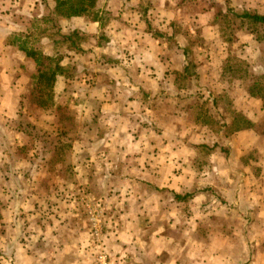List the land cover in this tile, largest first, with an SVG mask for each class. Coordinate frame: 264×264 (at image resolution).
<instances>
[{
	"label": "clouds",
	"instance_id": "9594fccd",
	"mask_svg": "<svg viewBox=\"0 0 264 264\" xmlns=\"http://www.w3.org/2000/svg\"><path fill=\"white\" fill-rule=\"evenodd\" d=\"M139 2L47 0L46 6L44 0H28L23 24L0 25V202L7 205L0 209V264H162L164 252L163 264H264L262 197L240 193L238 200L221 204V189L237 195L229 179L233 169L215 155L208 143L211 124L197 122L200 113L191 107L204 103L197 92L210 103L208 90L185 87L182 78L165 74L172 67L167 45L145 33L141 11H131ZM169 2L173 10L159 0L148 18L158 16L157 26L164 21L161 30L171 35L167 24L180 10L178 0ZM8 6L0 0V11ZM231 7L229 20L244 26L237 34L264 26L245 16L264 18V0H232ZM215 12L200 15V21L207 24ZM44 17L56 21L63 35L79 21L82 33H104L111 42L97 48L93 40L89 58L71 52L73 60H60L64 68L78 62L80 80L55 89V104L23 114L22 93L42 88L39 73L50 71L58 59ZM255 36L248 31L243 39L255 47ZM253 47L247 50L252 72L264 73ZM105 52L119 63L96 64ZM18 53L45 67L25 71ZM86 67L102 78L88 84ZM224 71V83L215 87L231 88L230 80L239 87L241 75L233 76L238 70L225 65ZM61 104L76 108L74 124L61 125ZM61 127L70 151L61 142ZM26 143L34 160L41 156L35 163L15 155ZM58 151L68 155L53 164ZM45 181L52 185L50 193ZM162 188L170 189L167 199L156 191ZM189 195L191 202L183 206L175 199ZM253 215L256 224L250 226L245 218ZM224 217L239 221L227 233L217 226ZM166 230L175 235H162Z\"/></svg>",
	"mask_w": 264,
	"mask_h": 264
},
{
	"label": "rangeland",
	"instance_id": "374dc122",
	"mask_svg": "<svg viewBox=\"0 0 264 264\" xmlns=\"http://www.w3.org/2000/svg\"><path fill=\"white\" fill-rule=\"evenodd\" d=\"M45 5H47V0H44ZM130 2V0H129ZM3 3L5 5H10L6 7L4 11H0V25L7 26L8 24H23V22L26 20V17L22 14L24 12L25 6L28 4V0H3ZM232 0H224V4H220L219 0H178V3L176 5V8L180 10V16L176 19H173L170 23L167 24L168 29H171V35L175 38H173L171 41L168 40L171 38V35L168 34L166 30L162 31L161 28L163 27L164 21H160V26H157V20L158 16H153L150 19L148 18L149 12H155L156 9L159 8V0H140L138 5H135L131 8V11H137L140 10L142 13L141 19L143 20L144 24L146 25L145 33L150 34L154 39L159 40L161 43L168 44L172 46V52L174 54V57L176 61L178 62V66L180 63H184L185 66H189L188 76L189 78H182L184 80V86L188 88H201V89H207L209 93V98L211 102L209 103V100L204 99L203 92H197L196 96L198 100H203L204 103L201 105L198 102L191 105V107H195L196 104L198 106H207L208 108L214 107L216 104L217 109L219 110V113L222 116V120L224 122H227L229 124L232 120V112L235 110H238L240 112L247 111V108L249 109V112L251 115L249 117L253 116V120L256 121V118H260L262 116V113L259 111L260 108V102L246 100V97L244 95V91L246 88V84L248 82V79L245 77H242V83H240L239 87L235 86L233 81H229L230 84L233 86L231 88H225L223 90H219L215 87L216 83L223 84L226 75H223L220 73L221 65L217 67H213L212 65L208 64L209 57L212 55H219L222 59V64H225L226 60L224 59V56H227V53L231 51L233 53H237L239 56L247 57L250 61V74L255 75H262L264 73H254L252 72V61L251 57L248 55V49L250 47H253L251 43H247L243 39V36L246 34V30L244 32H241L240 34H237V29H243V25H237L235 24L233 29L230 33H233V45L228 44L224 37L222 35H217L219 33V27L217 23H215V15H218V13L226 11L228 12L231 10L233 12V8L231 7ZM164 9L165 10H173L172 5L169 2V0H165L164 3ZM212 9H215L216 12L212 18V20L208 21L207 24L200 21V15H202V11H206L205 13L210 12ZM40 10L39 4L36 5V8L34 10L33 15L38 13ZM203 13V14H205ZM187 20V22H185ZM30 23V22H29ZM236 23V20H235ZM72 27L75 28L74 31H79L81 26L79 21H72L71 22ZM128 27H131V25H127ZM82 33V32H81ZM260 33H263V30L261 29ZM86 34V33H82ZM86 41L83 45L89 46L93 43V40L95 41V47L97 48H105L108 44H110L109 36L102 33L99 37H90L88 34ZM165 36V37H162ZM183 36L184 40L188 42L186 45V48L183 50L182 48L178 47V41L179 37ZM263 35V34H262ZM219 38V39H218ZM221 38V40H220ZM256 38V37H255ZM218 40V41H217ZM224 43H223V42ZM255 47H253V51L259 50V56L257 57L256 63L264 65V41L263 43L259 44L254 41ZM247 47V48H245ZM84 48V53H76L78 56H82L85 58H89L90 54L93 51L92 47H87V51ZM178 48V49H177ZM169 50H167L168 52ZM187 53V55H186ZM67 59L70 61L74 58L67 53ZM228 60V58H227ZM24 64H26L28 67L25 69V71H28L30 69H34L33 65L26 62V60H22ZM100 62H103L106 66L111 67L113 64H118L119 61L114 60L110 58L106 53L102 54L99 61H96V64H99ZM78 62L70 63L77 67ZM93 61L89 59V64H92ZM227 65V63H226ZM23 66V65H21ZM225 67V66H224ZM223 67V68H224ZM177 68V66H176ZM176 68L173 69L176 71ZM170 70V69H168ZM78 71V70H77ZM215 71V72H214ZM219 72V77L215 78L214 75ZM215 73V74H214ZM179 74L183 75L184 72H180ZM84 77H89V79L86 81L88 84H93L96 80V74L95 71H90L88 67L85 68V71L83 73ZM81 78V74L78 72L74 79L69 80L73 82L79 81ZM65 81H62L57 88H60L64 85ZM112 83H115V80L112 81ZM15 85V81H14ZM66 90V89H65ZM35 89H31L29 93H22L20 98V108L22 109L23 114H30L35 109H40L38 106L35 105V99L33 98V95H35ZM211 94V95H210ZM2 96V95H0ZM214 103V104H213ZM63 113L65 114V109H67V113L65 114L67 117H70L76 119V108H74L72 105H59ZM193 112L196 113L193 109ZM31 127V124L28 125ZM212 133V132H211ZM208 133V136H211L210 144L215 146L216 143H214V140H219L220 143L227 142V137L230 134L228 126L217 128V132ZM253 137L257 138L258 135L254 134ZM244 138L237 137V143L235 148H237V152H239V149H241L243 146H240V143H242V140ZM247 140V138H245ZM264 140V139H263ZM65 142H67L65 140ZM262 140L260 139L254 145H252V149L248 151L245 156V158H249V160L252 161L253 165V175L252 177L256 180H260V176L257 171H255V168L258 167L257 164H259L260 158L264 159L263 153H264V143L261 145ZM222 148V147H221ZM31 147L25 146L23 148H18L16 150V157L21 162L26 163H35L36 160H39L41 158L40 155H37L35 160L30 156ZM71 150V149H70ZM227 153H231L232 147L228 145L227 147ZM224 152V151H223ZM236 152V153H237ZM262 153V154H261ZM68 155V154H67ZM44 156L46 158L47 153H44ZM7 167V165L5 166ZM69 171L71 169L69 168ZM255 172V173H254ZM243 180V177L236 176L234 178H231V180L239 185H244L246 182ZM255 183V182H254ZM51 183L48 181H45L46 190L50 193L52 186H50ZM256 186H259L260 183H255ZM245 191L242 190V193ZM190 196V195H189ZM239 198H237L238 200ZM0 206H3L0 204ZM4 209V208H2ZM219 226V225H218ZM175 235V233H174Z\"/></svg>",
	"mask_w": 264,
	"mask_h": 264
},
{
	"label": "trees",
	"instance_id": "16d2710c",
	"mask_svg": "<svg viewBox=\"0 0 264 264\" xmlns=\"http://www.w3.org/2000/svg\"><path fill=\"white\" fill-rule=\"evenodd\" d=\"M47 6V5H46ZM82 10V9H81ZM74 11V10H73ZM228 15H225V13L220 12L218 15H215V23H217L219 27V33L224 37L225 41L233 45V33H230L233 29L235 23V19L229 20V16L233 13L231 10H229ZM245 16L249 19L260 21L261 25H264V18L260 16H251L248 17L247 13ZM44 23L46 25H50V28H46L45 31H50L51 35L53 37L52 39V49L55 51L58 59L54 62V64L51 67V70H45L43 72L39 73V79L43 83V87L40 89H35V95H33V98L35 99V105L38 106L40 109H46L49 103L55 104L54 95H55V89L59 86V84L62 81H69L75 78L77 75V67L73 64H69L67 68L61 67L59 61L67 58V53L75 52V53H84V48L81 46L86 41L87 35L82 34L79 31H71L70 34L63 35L61 32V29L57 25L56 21L49 20L47 17H44ZM236 19H239L237 17ZM261 29L263 30V33H260ZM248 31H251L252 33L256 34L255 42L261 44L264 41V26H258L256 28H252L250 30H246L245 33ZM263 34V35H262ZM162 37H165L162 35ZM173 37L171 35V38L168 40H172ZM248 42L246 41V44ZM37 44H39V41H37ZM247 48V47H245ZM20 58V60H26L29 64L33 65L34 69L36 67V64H39L40 67H45L42 60L36 61L35 63L31 59L25 58L23 53L17 54ZM31 56L36 55L35 53H30ZM187 55V53H186ZM227 66L232 67L238 70V73H233V76L240 74L242 77H245L248 79L246 91L247 94L259 100L262 104L261 110L264 112V74L262 75H255L250 74V61L248 58H245L244 56H239L237 53H233L232 49L228 55L227 60ZM224 68L220 69V73L225 75ZM242 70V71H240ZM189 66L184 67V74L181 75L178 73L177 79L181 78H189L188 76ZM63 77L64 79H61ZM33 79L36 77L33 76ZM46 97V98H45ZM195 112H199L200 115L197 117V122L201 120H206L211 124L210 130L212 132H217V128L220 127H226V123L222 120V116L219 113V110L216 107V104L212 108H208L207 106H196L193 108ZM59 111L62 113L60 115V123L63 125L65 122L71 123L74 122V119L67 117L64 113L62 108L59 106ZM232 125L229 128V132L232 135L233 133H239L242 131H253L256 135L260 137H264V116L257 121L256 123L248 119L244 114L238 110H235L232 112ZM59 134L61 137V142L66 144L68 147V150L71 149V141L68 139H65L68 137V133L63 130L61 127L59 129ZM65 140L67 142H65ZM67 152H60L58 151L57 157H55L52 161L53 164H55L58 160L62 161L66 158ZM191 196V195H190ZM176 201L183 202L187 200L188 198H185L183 196H176Z\"/></svg>",
	"mask_w": 264,
	"mask_h": 264
},
{
	"label": "crops",
	"instance_id": "0c3cea01",
	"mask_svg": "<svg viewBox=\"0 0 264 264\" xmlns=\"http://www.w3.org/2000/svg\"><path fill=\"white\" fill-rule=\"evenodd\" d=\"M205 12L206 11H202V14L205 13ZM217 35H221V34L217 33ZM180 37H183V36L180 35ZM220 40H221V38H220ZM187 44H188V42L185 41L184 39H183V41H181L180 39L178 41V47L182 48L183 50L186 48ZM163 45H164V43H161V46H163ZM166 45H167V50H169L167 52L168 53L167 59H168L169 63L172 64V67L169 68L170 70H168L165 74L167 76H169V77H172V76L177 77L178 73H180V72H182V70H184L185 64L184 63H182V64L180 63V65L178 66L177 65L178 62L176 61V59L174 57V54L172 52V46H170L168 44H166ZM228 55H229V52L227 53V58H228ZM227 62L228 61L226 59L225 64H222L223 62H222L221 57H219V55H215L214 54V55L209 57V60H208L207 63L212 65L214 68L219 66V65H221L222 66L221 68H223L226 65ZM176 66H177V68H176ZM175 68H176V71L173 70ZM216 72H217V74L214 75V76H215V78H218L219 77V72L218 71H216ZM95 74H96V80L97 81L102 78L99 72L95 71ZM246 86H247V84H246ZM0 95H3L2 91H0ZM244 95L246 97V100L247 99L249 100L248 102H251V101H255V102H258V103L260 102L259 100L250 97L247 94L246 89L244 91ZM259 105H260L259 111L262 113V116L260 118L257 117L256 121H254L252 119L253 116L249 117L251 115V113L249 112L248 108H247V111L243 112L244 116H246L248 119H250L251 121H253L255 123L257 121H259L264 116V112L261 110V107H262L261 102H260ZM192 110H193V107H192ZM65 112L68 115H70L67 112V109H65ZM232 121L233 120H231V122L229 124H227V122H225L226 126H228V129L232 125ZM211 132L212 131L209 129L208 133L210 134ZM212 133H211V135H212ZM254 134L255 133L253 131H249V130L248 131H242V132H239V133H233L232 135H229L226 138L227 142H225V144L223 142L220 143V141L218 139L214 140V143H216L215 146L213 145V149L215 151V155L217 157H220L228 165V167L230 169H233V171H229V179L231 180V178H234L236 176H241V177H243L242 181H245V177L247 178L246 182L244 183V185H239L238 186V184H235L236 185V190H237V195L235 197H233L232 191L230 189H221V191L224 192V194H225L224 199L221 201L222 205H227L230 200H233V199L237 200V198H239V194L242 193V190L245 191L244 194L261 196L262 197L261 203L264 204V159L260 158V160H259L260 162H259V164H257L258 167L255 168V171H257L259 176H260V180H256V179H254L252 177V175H253V171H252L253 170V167H252L253 163H252L251 160H249V158H245V156H246L245 153H247L248 151H250L252 149V145H254V143L259 141L260 139L262 140L261 145H263V143H264V140H263L264 137L258 136L257 138H255V137H253ZM238 136H239V138H242V137L244 138L242 140V143H240V146H243V147L241 149H239V152H237V148L234 147V145L236 146L237 137ZM197 138L199 139L200 137H197ZM245 138H247V140H245ZM210 139H211V136H208V143H211ZM228 145H230L232 147L233 151L231 153H227L228 152L227 151ZM25 146L29 147V144L26 143V144H24L23 147H25ZM23 147H20V148H23ZM262 155L264 157V153ZM173 174L174 175H179L178 172H174ZM5 179H7V177ZM254 182L255 183H260V185L256 186ZM50 186H52V185H50ZM156 191H157V193H159L161 195H164L165 199H167L168 198L167 194L170 192V189L162 188V189H157ZM191 199H192V197L189 196L187 200H185L183 202H180V203H181L182 206L186 205V204H189L191 202ZM0 204L3 205V206H0V209H2V208L6 209L7 208V205L5 203L0 202ZM233 207H235L234 204H233ZM254 211H258V208L255 209ZM2 219H3V216L0 215V220H2ZM245 219L249 220V225L250 226H254L256 224V218H255L254 215L251 216L250 218L246 217ZM238 223H239V221H232V220H229L227 217H224L222 224H220L219 226L217 225V226L220 227L222 229V231L227 233L230 227H234ZM167 234H173L174 235V233H171L170 230H166V233H163L162 235H167ZM262 247H264V245H262ZM167 258H168V253L167 252L162 253L161 256L159 257V259H161L162 264H163V261L167 260Z\"/></svg>",
	"mask_w": 264,
	"mask_h": 264
}]
</instances>
